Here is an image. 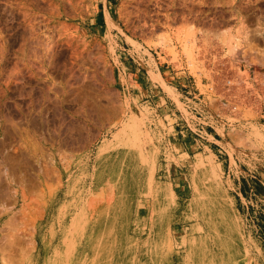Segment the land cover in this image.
I'll return each instance as SVG.
<instances>
[{"label": "rangeland", "instance_id": "rangeland-1", "mask_svg": "<svg viewBox=\"0 0 264 264\" xmlns=\"http://www.w3.org/2000/svg\"><path fill=\"white\" fill-rule=\"evenodd\" d=\"M138 1L0 0V264H264V0Z\"/></svg>", "mask_w": 264, "mask_h": 264}, {"label": "bare ground", "instance_id": "bare-ground-1", "mask_svg": "<svg viewBox=\"0 0 264 264\" xmlns=\"http://www.w3.org/2000/svg\"><path fill=\"white\" fill-rule=\"evenodd\" d=\"M135 1H136V3H137L138 0H132V2H135ZM142 1H143V0H142ZM144 2H145V1H144ZM139 3H141V1H140V2L138 1L137 4H139ZM137 4H136V5H137ZM141 4H142V3H141ZM137 6H138V5H137ZM192 47H193V46H192ZM185 51H186V50H185ZM189 52H190V51H189ZM189 52L187 53V51H186L187 54H189ZM190 64H191V63H190ZM204 158H205V157H204ZM200 164H201V162H200ZM217 169H218V168H217ZM212 172H213V171H212ZM212 175H213V173H212ZM216 177H217V175H216ZM226 218H227V217H225V219H226Z\"/></svg>", "mask_w": 264, "mask_h": 264}]
</instances>
